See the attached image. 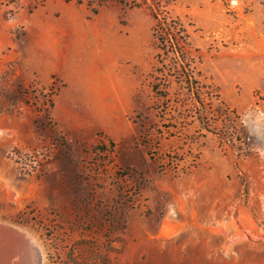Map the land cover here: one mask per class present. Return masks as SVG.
I'll return each instance as SVG.
<instances>
[{
  "label": "rangeland",
  "instance_id": "374dc122",
  "mask_svg": "<svg viewBox=\"0 0 264 264\" xmlns=\"http://www.w3.org/2000/svg\"><path fill=\"white\" fill-rule=\"evenodd\" d=\"M0 221L44 264H264V0H0Z\"/></svg>",
  "mask_w": 264,
  "mask_h": 264
},
{
  "label": "bare ground",
  "instance_id": "6f19581e",
  "mask_svg": "<svg viewBox=\"0 0 264 264\" xmlns=\"http://www.w3.org/2000/svg\"><path fill=\"white\" fill-rule=\"evenodd\" d=\"M81 64L77 61L72 67L66 66L73 81L85 71ZM0 264H44V254L25 229L0 221Z\"/></svg>",
  "mask_w": 264,
  "mask_h": 264
},
{
  "label": "trees",
  "instance_id": "16d2710c",
  "mask_svg": "<svg viewBox=\"0 0 264 264\" xmlns=\"http://www.w3.org/2000/svg\"><path fill=\"white\" fill-rule=\"evenodd\" d=\"M153 9V16L156 20L153 26L154 37L162 35V43H166L167 48H171L170 50L174 51L177 57L175 66L181 71V80L190 89V98L199 99V81L189 68L190 65L187 62L185 51V45L188 43L189 38L187 29L179 20L171 19L169 12L161 4H156ZM164 84L162 83V85Z\"/></svg>",
  "mask_w": 264,
  "mask_h": 264
}]
</instances>
